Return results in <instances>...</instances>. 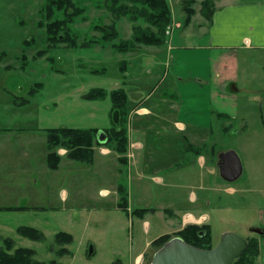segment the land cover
Masks as SVG:
<instances>
[{"label":"rangeland","instance_id":"obj_1","mask_svg":"<svg viewBox=\"0 0 264 264\" xmlns=\"http://www.w3.org/2000/svg\"><path fill=\"white\" fill-rule=\"evenodd\" d=\"M46 1L0 0V52L7 51V55L0 59V236L13 238L17 246L34 249L35 258L46 264L52 259L62 264H132L131 261L140 252L137 248L145 240L168 231L172 235L176 234L180 231L178 229L181 228L185 212L193 211L196 216L199 215L194 211L196 205L191 206L189 199H185L190 189H185L183 185L184 187L177 189L176 194H170V198L151 200L153 205L161 206L173 201L174 212L167 211L165 219L159 214H149L146 219L151 223V230L146 235L142 221L138 222L135 217L129 218L121 212L113 197L105 199L99 194V185L107 186L109 183L110 186L113 185L114 191L123 185L120 182L117 184L115 176L108 181L93 177L92 185L85 189L86 192L74 194L67 183V177L63 176L68 168L62 165L59 169L61 160L55 170L48 165V142L46 132L42 129L101 126L104 129L114 126L120 128L119 124L116 125L109 95L99 100H88L84 95L92 88H103L109 93L114 88L122 87L124 81H131L126 75L131 66L127 65L125 59L134 65H143L141 62H146V58L164 50L165 61L167 47L141 46L139 50H135L140 54H129L134 51L126 54L117 51L110 44L89 48H70L65 44L50 47L45 27L42 26L46 17L41 9ZM74 1L87 7L88 19L74 24L80 35L79 42L100 35L93 29L94 24H111L115 19L107 11L105 0ZM169 3L172 22L166 30V43L171 32L180 34L186 26L185 1L169 0ZM97 4L102 6L97 8ZM192 7L196 14L201 1L195 0ZM139 24L146 26L144 21ZM132 27L133 23L127 17L117 20L116 28L120 35L117 41L130 40ZM197 39L198 42L192 45H205V41H200L199 36ZM25 41H29L30 45H25ZM40 50L46 52L37 56ZM161 55L157 56L158 62ZM228 60H232L231 64L235 62L238 65V109L233 110L237 115L230 117V121L213 118L210 124L216 131V136L211 138V141L216 142L214 166L220 152L233 149L242 160L243 174L234 182L218 176V184H213V189L209 190V193H213L212 204L203 202L201 206L204 214L211 216L210 221L205 224L211 227L213 247L226 232H235L248 241L256 238L260 252L253 257V264H264V125L260 119L261 114H264V51L240 50L232 56L226 53L222 62ZM103 69L106 70L104 73L95 72ZM156 72L151 76L142 74L140 79L150 82L149 79L152 78H167L168 70L164 65H159ZM172 73L171 69L170 74ZM125 77L127 80H123ZM188 77L190 78V74ZM40 82L44 84V88L30 97L28 92L34 84ZM227 89L229 88H225L226 91ZM14 96L30 101L18 106ZM130 104L131 100L127 102L125 125L129 138L133 114ZM178 118L185 120L186 117ZM224 125L229 129L226 132L221 130ZM209 144L210 142L206 145ZM97 145L93 146L94 154L95 148L99 147ZM100 147L111 157L109 165L114 164L115 171L119 169L121 155L111 154L115 150V143ZM55 150L60 158L65 156L69 159L66 147L57 146ZM77 163L83 165V162ZM80 175L79 173L78 177ZM80 178L84 179L83 176ZM135 183L137 185L134 187L133 198L137 201V198H142L143 191L140 182ZM63 188L69 192L67 200L63 197ZM155 191L156 188L152 187L151 192ZM119 194L121 197L122 192ZM10 206L26 208L8 210L6 207ZM187 216L189 215L185 218ZM171 217L174 221L167 222ZM22 225L42 230L46 236L45 241L37 242L20 236L17 228ZM61 231L71 233L74 237L71 244L65 245L70 253L62 257L57 255L62 245L55 241L56 233ZM2 245L3 242L0 241V248ZM51 247H54L53 251ZM159 249L150 244L144 260L139 264H150L154 253Z\"/></svg>","mask_w":264,"mask_h":264},{"label":"crops","instance_id":"obj_2","mask_svg":"<svg viewBox=\"0 0 264 264\" xmlns=\"http://www.w3.org/2000/svg\"><path fill=\"white\" fill-rule=\"evenodd\" d=\"M214 3L215 9L210 20L202 15L200 7L180 34H169L164 46L167 47L165 61L164 50L153 57L147 56L146 62H141L143 65H134L125 59L127 65L131 66L130 71L126 72L131 81H124L122 87L127 91L128 101L131 100L129 106L133 114L127 151L120 154L110 150L115 156L121 155L119 169L115 171L114 164L109 165L111 157L100 145L95 148L91 164L77 165V161L61 157L59 169L62 165L68 168L63 176L67 177V183L74 194L86 192L85 189L92 185L93 177L108 181L115 176L117 184L120 182L123 185L114 191L113 185L107 182V186L99 185V194L105 199L113 197L121 212L129 218L135 217L138 222L142 221L146 235L151 230V223L146 219L149 214H159L165 219L167 211L174 212L173 201L161 206L153 205L151 200L170 198L180 186L190 189L185 199H189L191 206L196 205L194 211L199 215L196 216L193 211L183 213L181 228L178 230L188 222L203 224L210 221L211 216L204 214L201 206L203 202L212 204L213 193H209V190L213 189V184H218L219 176L217 165L214 166L216 142L211 141L216 131L210 124L213 118L230 121V117L237 115L233 110L238 109V65L235 62L231 64L232 60H222L226 53L232 56L240 50L264 51V0H215ZM197 36L200 41H205L204 46L192 45L198 42ZM129 54L140 53L134 51ZM158 55H161L159 62ZM161 64L168 70L166 79L152 78L150 82L140 79L142 74L151 76ZM225 88H229L228 91ZM178 117L186 118L178 120ZM97 128L105 131L104 126ZM221 130L226 132L229 129L224 125ZM209 142V146L206 145ZM79 173L83 180L78 177ZM135 181L140 182L143 191L142 198H137V201L133 198L134 187L137 185ZM209 186L212 187L206 188ZM152 187L156 188L155 193L151 192ZM121 189L127 198L126 210L119 208ZM63 191V197L67 200L69 192L65 188ZM144 208L149 211L142 216L134 214V210ZM184 215L189 216L185 218ZM173 221L172 217L167 220L170 223ZM170 233L164 232L156 238L145 240L137 248L140 252L133 258L132 264L144 260L146 249L155 239Z\"/></svg>","mask_w":264,"mask_h":264},{"label":"trees","instance_id":"obj_3","mask_svg":"<svg viewBox=\"0 0 264 264\" xmlns=\"http://www.w3.org/2000/svg\"><path fill=\"white\" fill-rule=\"evenodd\" d=\"M184 10L186 11L185 25L190 24L195 10L192 7L195 0H184ZM215 0H202L201 13L210 20L215 7ZM97 4V8H100ZM105 7L108 12L114 16V21L111 24L96 23L93 29L100 33L99 36H94L90 39H84L79 42V33L74 28V24L79 21H86L87 7L81 5L74 0H47L42 13H45L46 22L44 23L47 41L50 47L58 44H65L70 48H89L95 45H111L117 51L129 52L139 49L141 46H164L166 43V30L172 22V10L169 0H105ZM127 17L133 23L132 37L130 40H119V31L116 28L117 20ZM144 21L146 26L139 24ZM25 45H30L29 41L24 42ZM46 50H40L37 56H42ZM7 55V51L0 52V59ZM23 58L26 59L25 55ZM106 70H95L96 73H104ZM44 88L43 83H36L28 92L30 97H34L39 90ZM107 95L110 96L112 110L118 113L117 124L109 129H104L107 133V140L103 143L97 140V127H54L43 128L46 132L49 153L47 155L48 165L51 169H57L60 163V155L55 150L57 146L67 148V157L69 159L91 164L94 161V144L109 145L115 143V150L123 154L128 148V134L126 128V117L128 114L127 102L128 95L124 87L114 88L109 93L103 88H92L84 95L88 100H99ZM15 97L16 105H26L29 99L18 96ZM20 100V101H18ZM261 120L264 125V114L261 115ZM122 192V189H121ZM126 195L122 192L121 202L119 207L127 209ZM8 210L25 209L26 207H6ZM149 209H136L134 214L141 216L148 212ZM17 233L25 238L37 242H44L46 236L44 232L36 227L22 225L17 228ZM211 227L208 224H188L176 234H164L155 239L151 245L157 249L161 248L174 235L179 236L190 245L211 249ZM74 237L68 232H58L55 235L56 243L62 245L57 251V255L62 257L70 253L65 247L71 244ZM0 241L3 245L0 248V264H46L35 258L36 251L32 248L17 246L14 239L11 237H1ZM51 251L54 247L50 248ZM259 241L256 238L249 240L247 249L242 253L241 257L233 262V264H253V257L259 254ZM48 264H62L56 259L50 260Z\"/></svg>","mask_w":264,"mask_h":264},{"label":"water","instance_id":"obj_4","mask_svg":"<svg viewBox=\"0 0 264 264\" xmlns=\"http://www.w3.org/2000/svg\"><path fill=\"white\" fill-rule=\"evenodd\" d=\"M117 116L118 113H115V121H118ZM97 140L105 142L107 133L99 130ZM229 152L231 162L227 165L220 164L218 170L222 179L234 182L243 174V165L236 151ZM247 247L248 240L235 232L224 233L220 242L211 249L190 245L181 237L175 236L154 253L150 264H233Z\"/></svg>","mask_w":264,"mask_h":264},{"label":"flooded vegetation","instance_id":"obj_5","mask_svg":"<svg viewBox=\"0 0 264 264\" xmlns=\"http://www.w3.org/2000/svg\"><path fill=\"white\" fill-rule=\"evenodd\" d=\"M230 150H233V149H226V150H224L218 154V159L216 162L217 169H218V166L220 164L227 165L231 162V156H230V152H229ZM218 174H219V170H218Z\"/></svg>","mask_w":264,"mask_h":264}]
</instances>
